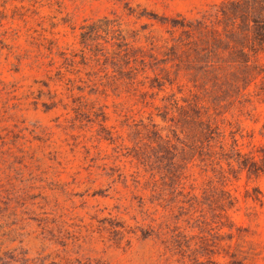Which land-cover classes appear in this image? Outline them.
I'll use <instances>...</instances> for the list:
<instances>
[{
  "label": "rangeland",
  "instance_id": "rangeland-1",
  "mask_svg": "<svg viewBox=\"0 0 264 264\" xmlns=\"http://www.w3.org/2000/svg\"><path fill=\"white\" fill-rule=\"evenodd\" d=\"M225 1L0 0V264H264V47Z\"/></svg>",
  "mask_w": 264,
  "mask_h": 264
},
{
  "label": "trees",
  "instance_id": "trees-1",
  "mask_svg": "<svg viewBox=\"0 0 264 264\" xmlns=\"http://www.w3.org/2000/svg\"><path fill=\"white\" fill-rule=\"evenodd\" d=\"M220 11L221 13H219L218 16L226 21L224 27L225 31L229 32L230 30L228 28H233L234 30L244 33L245 40H238V43L242 45V48L240 49L242 61L248 63L250 60H248L246 57L249 52L251 51L257 53L264 47V0H226L224 4L221 5ZM180 23L183 26L194 27L197 32V36L194 39L195 50L197 49L198 52L204 54V56L209 55V51H205V48L203 47L209 41L207 33L210 30L207 19H197L195 23L186 21H181ZM83 29L84 42L90 38L98 36L102 31H105L106 33L115 37L116 34L120 35V32L122 31L118 27L116 20L109 18L108 16L100 18L98 21L84 25ZM249 32H251L250 37L247 36ZM117 38L119 39V37ZM122 38V41H124L123 36ZM214 42L217 45L218 39H216ZM116 43L118 47H122L127 44L125 41L122 42V44L119 42ZM207 61L209 62V66L213 65L210 60ZM209 132L212 133V135H210L211 137H214L215 133H217V135L219 134V132H217L216 129H213L211 126L209 128ZM262 153V161L259 162L256 158L242 155L239 152V154L243 157V160H241L242 166L248 168L249 172L254 174H259L260 172L264 171V152ZM227 264L240 263L236 260H232Z\"/></svg>",
  "mask_w": 264,
  "mask_h": 264
}]
</instances>
